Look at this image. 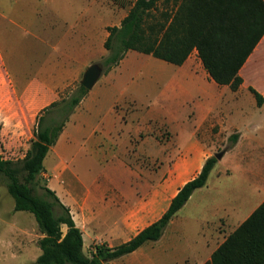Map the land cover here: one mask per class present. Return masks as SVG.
Instances as JSON below:
<instances>
[{"label": "crops", "instance_id": "obj_1", "mask_svg": "<svg viewBox=\"0 0 264 264\" xmlns=\"http://www.w3.org/2000/svg\"><path fill=\"white\" fill-rule=\"evenodd\" d=\"M120 2L126 4L114 0H0V19L8 21L12 34L39 41L45 48L44 61L32 72H11L1 55L0 72L6 71L18 86L23 85L25 73H44L58 81L64 74L81 72L91 61L108 53L104 46L109 37L108 28L120 26L136 0ZM174 2L169 0V5L176 11L182 0ZM104 11L121 15V18L115 22L102 21ZM192 56L194 54L182 66H177L176 72L183 73L182 78L192 83L199 81V86L209 96L207 103L200 106V122L189 141L174 148L171 156L164 158L161 169L152 171L150 180L145 182L139 176L140 183L135 189L108 194L97 189L103 183L81 182L95 187L91 188L94 192L79 196L75 210H71L83 234L85 254L90 256L98 245L118 247L158 221L179 190L197 177L214 150L223 146L213 142V138L227 130L235 132L236 142L224 151L206 185L194 192L171 220L162 238L144 244L111 264H225L227 261L216 256L217 252L264 203V36L240 70L243 82L237 91L228 85H218L201 60L198 62ZM109 77L110 73L103 76V85L109 82ZM42 82L35 81L36 92L43 89ZM94 88L77 107L59 137L58 142L63 138L71 151L79 144L76 132H81V126L77 123L82 117L81 110L93 102ZM251 89L262 96L261 106ZM216 126L219 132L214 135ZM180 150L186 156L176 160L175 155ZM73 155L75 161L78 160L76 153ZM153 157L157 160V156ZM66 174L63 172L61 179ZM154 174L157 175L155 180ZM71 178L72 184L76 183ZM145 185L149 186L150 190H146L149 192L144 193ZM58 190L66 193L61 186ZM68 191L75 192V189L68 188ZM232 259L237 261L239 256L233 255Z\"/></svg>", "mask_w": 264, "mask_h": 264}, {"label": "rangeland", "instance_id": "obj_2", "mask_svg": "<svg viewBox=\"0 0 264 264\" xmlns=\"http://www.w3.org/2000/svg\"><path fill=\"white\" fill-rule=\"evenodd\" d=\"M174 14L175 10H171L169 3H159L148 19L152 24L150 32L154 34L156 23L170 21ZM120 18L121 15L104 11L100 20L115 22ZM44 52L41 42L28 40L19 33L13 35L8 21L0 19V55L5 58L11 72H32L44 61ZM107 54L91 61L79 73L64 74L58 81L44 73H25L23 85L18 86L3 70L6 87H0L2 156L11 161L24 159L35 139L42 110L52 102L69 97L81 84L87 68L101 64ZM192 54V58L200 62L198 54ZM103 69V75L94 88L93 102L81 110L82 117L77 123L81 132H76L79 144L71 151L62 138L51 148L44 164L45 171L40 176L41 184L55 191L70 210H75L79 196L94 192L91 188L95 187L81 182L91 184L98 181L104 185L97 189L111 194L120 189H135L140 183L139 176L145 182L150 180L152 171L162 168L164 158L171 156L178 145L189 141L200 122V106L209 99L199 81L192 83L190 79H183V73L176 72L177 66L140 52L131 51L122 66ZM109 73V82L103 85V76ZM35 81H43L40 92L34 89ZM41 99H44L43 103H40ZM218 132L219 127L216 126L213 134ZM233 135H236L234 131L227 130L222 136L214 137L213 142L223 146L211 155L224 153L232 144ZM72 152L76 153L78 160L75 161ZM153 156H157V160ZM175 156L179 160L186 154L180 150ZM63 172L68 174L61 179ZM156 176L153 175L154 180ZM71 177L76 183L72 184ZM57 184L66 190L65 194L58 190ZM68 188L75 189V192L68 191ZM147 189L150 190L145 185L144 193L149 192ZM14 208V199L2 182L0 264H34L41 253L38 243L42 235L31 213L15 212Z\"/></svg>", "mask_w": 264, "mask_h": 264}, {"label": "trees", "instance_id": "obj_3", "mask_svg": "<svg viewBox=\"0 0 264 264\" xmlns=\"http://www.w3.org/2000/svg\"><path fill=\"white\" fill-rule=\"evenodd\" d=\"M161 2L169 0H136L120 26L108 28L104 44L108 55L102 67L110 70L118 66L129 51L182 66L197 51L211 79L237 91L243 82L240 70L264 36V0H182L172 21L156 23L153 34L148 19ZM0 87H6L1 72ZM251 92L261 106L262 96L253 89ZM88 93L80 84L69 97L42 110L35 139L24 159L7 160L0 151V184L4 182L14 199L15 212L31 213L42 235L38 243L41 255L34 264H111L146 243L159 241L194 192L206 185L218 162L215 156L208 158L198 176L172 199L163 216L133 239L115 248L98 245L90 256L85 254L83 234L70 208L55 191L41 184L40 176L49 151ZM237 138L232 136V143ZM218 255L224 257L225 264H264V203L228 238ZM233 255H238L239 260L234 261Z\"/></svg>", "mask_w": 264, "mask_h": 264}, {"label": "water", "instance_id": "obj_4", "mask_svg": "<svg viewBox=\"0 0 264 264\" xmlns=\"http://www.w3.org/2000/svg\"><path fill=\"white\" fill-rule=\"evenodd\" d=\"M104 69L101 64L90 65L84 73L81 85L91 91L97 82L101 79ZM223 156V153L217 154L215 157L219 160Z\"/></svg>", "mask_w": 264, "mask_h": 264}]
</instances>
